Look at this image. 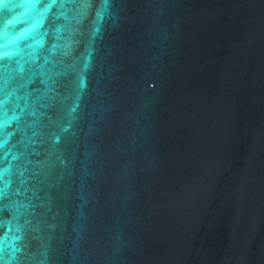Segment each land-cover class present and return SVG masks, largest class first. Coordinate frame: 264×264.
I'll return each mask as SVG.
<instances>
[{
    "label": "water",
    "instance_id": "obj_1",
    "mask_svg": "<svg viewBox=\"0 0 264 264\" xmlns=\"http://www.w3.org/2000/svg\"><path fill=\"white\" fill-rule=\"evenodd\" d=\"M0 264H264V0H0Z\"/></svg>",
    "mask_w": 264,
    "mask_h": 264
}]
</instances>
